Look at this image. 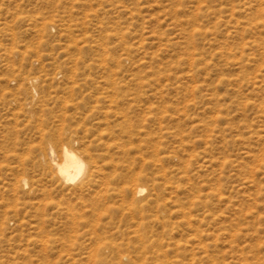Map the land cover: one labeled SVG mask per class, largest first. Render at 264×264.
I'll return each instance as SVG.
<instances>
[{"label":"rangeland","instance_id":"374dc122","mask_svg":"<svg viewBox=\"0 0 264 264\" xmlns=\"http://www.w3.org/2000/svg\"><path fill=\"white\" fill-rule=\"evenodd\" d=\"M0 264H264V0H0Z\"/></svg>","mask_w":264,"mask_h":264},{"label":"bare ground","instance_id":"6f19581e","mask_svg":"<svg viewBox=\"0 0 264 264\" xmlns=\"http://www.w3.org/2000/svg\"><path fill=\"white\" fill-rule=\"evenodd\" d=\"M62 157H63V159L61 160V162H59V163L55 162V164H53V165H55L56 175H58L61 178V180L63 179V181H65L66 183L67 182L71 183V182L76 181L78 178H83L84 175L82 173H83V171H85V172L87 171L85 169L87 167V165L82 160V158L79 155H77V153H75L69 147H67V148L65 147L63 149ZM81 175H83V176L80 177ZM140 176L141 175L137 174L135 180H139ZM23 182H25V181H23ZM133 190L135 191V193H141L142 187H141V185L137 184L134 186Z\"/></svg>","mask_w":264,"mask_h":264}]
</instances>
